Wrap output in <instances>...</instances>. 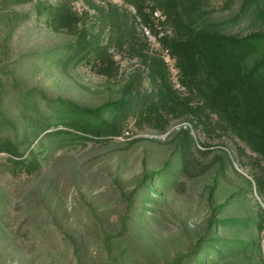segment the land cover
I'll return each mask as SVG.
<instances>
[{"label":"rangeland","instance_id":"obj_1","mask_svg":"<svg viewBox=\"0 0 264 264\" xmlns=\"http://www.w3.org/2000/svg\"><path fill=\"white\" fill-rule=\"evenodd\" d=\"M62 2L70 26L49 21ZM203 8L221 32H264V0ZM134 15L129 0H0V142L14 141L26 159L0 150V264H264V154L198 99L196 112L161 110L159 121L137 109L117 135L63 143L44 129L59 98L96 106L131 79L153 94L152 55L165 61L175 93L191 95L159 41L170 32L164 15L153 13L154 29ZM82 29L107 44L108 63L45 57ZM122 29L131 32L120 37ZM220 238L254 248L214 257L210 244Z\"/></svg>","mask_w":264,"mask_h":264},{"label":"trees","instance_id":"obj_2","mask_svg":"<svg viewBox=\"0 0 264 264\" xmlns=\"http://www.w3.org/2000/svg\"><path fill=\"white\" fill-rule=\"evenodd\" d=\"M207 0H129L139 20L154 29L153 13L164 15L163 23L170 32L159 36V41L174 58L178 80L191 95L179 97L175 93L163 58L149 56L148 73L155 91L144 94L132 88L133 79L122 95L96 106L80 105L59 98L50 104L51 111L44 115V129L56 134L63 143L120 134L129 113L138 112L144 118L159 121L161 110L196 112V98L202 107L214 112L233 135L253 151L264 154V32L245 34L221 32L212 27L203 8ZM62 2L48 10L49 21L57 26L71 25L72 10ZM117 13L116 9H113ZM109 18H113L108 14ZM123 18V16H121ZM113 23L115 21L112 19ZM116 24V23H115ZM117 28L119 24H116ZM133 30V28H131ZM73 41L45 54L55 63L66 65L87 60L94 64L108 63L107 44L99 42L97 34L73 30ZM122 29L120 37L130 32ZM146 60V61H147ZM50 126L53 128L49 129ZM183 133L188 134L184 129ZM0 150L9 153L15 163H25L14 141L3 140ZM163 171H169L164 168ZM166 172V173H167ZM163 176V173L160 177ZM231 222L246 225V218H228ZM214 221V219H212ZM254 242L244 239H224L210 244L214 257L252 250Z\"/></svg>","mask_w":264,"mask_h":264}]
</instances>
